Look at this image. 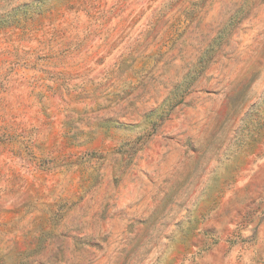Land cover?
Instances as JSON below:
<instances>
[{"label":"rangeland","instance_id":"374dc122","mask_svg":"<svg viewBox=\"0 0 264 264\" xmlns=\"http://www.w3.org/2000/svg\"><path fill=\"white\" fill-rule=\"evenodd\" d=\"M0 264H264V0H0Z\"/></svg>","mask_w":264,"mask_h":264}]
</instances>
